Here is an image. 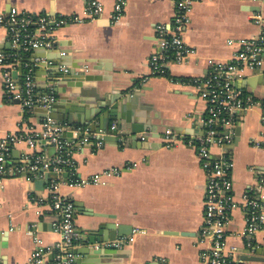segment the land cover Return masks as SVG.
Returning <instances> with one entry per match:
<instances>
[{
	"label": "crops",
	"instance_id": "1",
	"mask_svg": "<svg viewBox=\"0 0 264 264\" xmlns=\"http://www.w3.org/2000/svg\"><path fill=\"white\" fill-rule=\"evenodd\" d=\"M89 0H0V14L13 7L32 13L51 16L78 14L86 18ZM104 11L97 19L86 18L83 23L68 24L55 31L57 46L53 50L38 49L20 53L14 69L16 77H23L31 68L36 92L39 95L55 93L65 113L73 114L71 128L88 126L95 132L107 134L105 127L96 131L94 125H81L85 110L98 111L95 121L105 126V113L114 106L126 128L110 134L102 146L75 144L72 157L81 178L117 168L119 174L104 178V182L72 187L62 184L63 194L74 200L75 223L79 233L74 247L77 249L88 235L87 228L99 225L129 226L132 233L123 247H106L114 238L115 230L104 227L103 237L94 244L84 246L115 250L95 256L84 264H202L200 252L207 246L200 243L204 222L206 176L194 147L188 144L190 135L201 133L199 119L206 114V102L194 83L209 74L213 63L233 59L239 38H255L259 27L252 20L255 11L264 15V2L249 0H200L190 13L184 40L194 48L190 60L171 63L170 75L184 78L187 83L172 82L168 77L154 76L149 59L156 47L158 26L169 25L176 13L175 0H127L123 17L113 19L115 0H99ZM230 41H234L230 44ZM0 47L13 51L8 32L0 26ZM69 62L61 67L77 75H94L101 80L85 81L82 87L67 81L63 86L50 80V67ZM88 69V70H87ZM68 70V71H69ZM65 71V70H64ZM67 72V71H65ZM75 77V76H74ZM102 84L109 95L106 101L96 95L95 87ZM235 84L254 98L257 104L237 116L233 142L229 144L234 160L233 182L236 198L242 200L250 190L264 198V183L258 186V176L264 175V74L248 70ZM92 90H90V89ZM89 89V90H88ZM78 90V94H74ZM73 104L78 106L72 107ZM102 116V120L100 119ZM43 117L26 113L17 100H9L4 91L3 69L0 67V139L10 132L41 129ZM119 126L117 120L110 121ZM240 132L237 133V128ZM172 128L180 136L171 144L165 132ZM138 130L131 134L132 130ZM65 137L72 139L71 130ZM143 137V138H142ZM74 138V137H73ZM140 138V140L138 139ZM41 153L53 157L55 146L38 140L34 148L26 143L13 146L6 173L0 179V264H25L34 249L37 235L45 245L58 242L61 235L53 229L57 215L50 205L47 188L52 176H34L29 169L15 174L24 155ZM242 209L232 213L227 233V247L237 248L236 256L242 264H264V261L245 260V242L240 235L245 221ZM101 240H104L101 242ZM256 245L248 255L260 250L264 256V228L256 236ZM52 261L49 257L48 263Z\"/></svg>",
	"mask_w": 264,
	"mask_h": 264
},
{
	"label": "built area",
	"instance_id": "2",
	"mask_svg": "<svg viewBox=\"0 0 264 264\" xmlns=\"http://www.w3.org/2000/svg\"><path fill=\"white\" fill-rule=\"evenodd\" d=\"M198 1L200 0H175L176 13L173 21L169 25L158 26L156 47L149 59L154 76L168 77L174 83H187L184 78L171 76L169 65L185 63L194 53V48L184 40V32L190 22V13ZM249 1L264 2V0ZM126 3L127 0H115L114 20L118 21L123 17ZM103 11L104 5L101 1L86 2V18L97 19ZM86 18L78 14L69 16L38 14L17 7L11 8L7 14H0V26L6 28L14 48L13 51H7L0 47L4 91L9 100H17L28 114L34 113L37 108L51 110L52 105L57 101V96L53 92L45 95L36 92L31 68L28 67L21 78L14 75L20 53L55 49L57 46L55 31L68 24L83 23ZM251 20L259 27L258 36L236 40L238 50L233 59L213 63L206 78L194 82L201 98L206 102V114L198 120L202 132L190 135L188 140V144L195 148L206 176L205 214L199 242L207 246L200 252L202 264L243 263V260L236 256V247L226 250L228 227L234 210L242 209L245 214V225L240 235L247 249L254 248L256 236L264 228V198L257 189L256 192L250 190L249 193L244 194L241 201L236 198L233 182L234 160L228 148L236 133L239 112L257 104V101L237 86L235 81L244 77L248 70L264 74V15L261 11H255L251 15ZM64 70L69 69L64 68ZM261 123L264 125V110L261 114ZM116 128V124L111 127L112 130ZM68 130H71L74 137L71 140L65 137ZM179 136L178 132L168 128L164 137L171 144ZM41 139L55 146L56 155L53 157L41 153L24 155L15 174H21L29 169L35 177L43 176L44 173L52 175L47 186L50 205L57 215L52 225L61 238L55 244L45 245L37 235L35 227L29 230L34 240V249L25 264H47L49 257H52L50 264H75L74 247L79 235L75 223L76 205L74 200L61 192L60 188L62 184L82 187L104 182L105 177L119 174L120 170L112 168L93 174L90 178H81L76 161L72 157L74 145L92 144L100 147L104 143L103 135L93 132L88 126L71 128L67 123H60L53 117H45L39 131L19 130L10 132L0 139V179L6 173L14 145L24 142L34 148L36 142ZM257 180L258 186H262L264 175L258 176ZM132 239L123 236L107 242L106 247L119 249Z\"/></svg>",
	"mask_w": 264,
	"mask_h": 264
},
{
	"label": "water",
	"instance_id": "3",
	"mask_svg": "<svg viewBox=\"0 0 264 264\" xmlns=\"http://www.w3.org/2000/svg\"><path fill=\"white\" fill-rule=\"evenodd\" d=\"M70 65L69 62H60V63H55L53 66L50 67L51 70V74H50V80L53 83H57L59 86H63L65 84V82L67 81H74V84H70L69 86H73V85H77V86H81L85 84V81H91V80H101L102 78L100 77H95L94 75H84L81 76L77 75V69L78 67H73V70H69L67 72H65L61 67L63 66H67ZM88 70V69H87ZM75 76V77H74ZM90 89V88H89ZM88 89V90H89ZM92 90V89H90ZM95 91H96V95H99L100 100L106 101L109 92H107V87H105L102 84H98L95 87ZM74 94H78L79 91L78 90H74L73 92ZM64 106L63 103L56 101L53 105L50 111L43 109V108H37L35 110V112L37 113V115H39L40 117H53L55 119L58 120H69L70 123H73V114H71L70 112L67 114L65 113L64 108L62 107ZM74 106H78V104H73L72 107ZM106 107V104H102V106H98V111H94V110H85L84 116H82L81 125H94L96 128V131L100 132V129H105L107 134L106 136H103V139H108L107 137L110 134H118V131L120 129H125L126 125L123 121L124 117L123 116H119L118 112L116 111V109H114V106L108 108V112L107 114L105 113V118L103 119V121L106 120V124L102 127V123L104 122H100L99 124H97L95 121L96 117L101 114V109L103 107ZM101 116V115H100ZM102 120V116L100 118ZM111 120H117L119 123V126H117L116 130H110V121ZM138 130H132L131 134H136ZM240 132V128H237V133ZM140 140V138H138ZM104 227H107V229H112L115 230V235L114 238H110V239H116L118 236H126L132 233V229H130L129 226H124V225H119L115 228V226L113 225H99L98 227H93V228H87L86 230L88 231V235L82 240L83 246L77 249V255L79 257V255H85V259H91L90 261L87 260L88 262H93L94 258L96 255L101 254V253H110V252H114L115 250H111V249H103V248H92L89 246H84L87 243L90 244H94L96 242V240L98 238H96L97 236H102L103 237V233L102 230H104ZM104 240H101V242ZM247 256L244 257L245 260H259V261H264V256L262 254V252L260 250H256V254L255 255H248L251 253V250L248 249L246 251ZM86 260H84V258H77L76 262L79 264H84L85 262H87Z\"/></svg>",
	"mask_w": 264,
	"mask_h": 264
}]
</instances>
